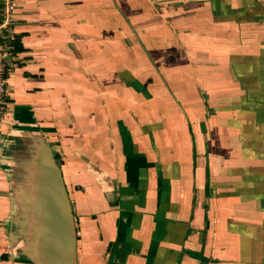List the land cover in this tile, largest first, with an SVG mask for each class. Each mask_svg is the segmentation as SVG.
<instances>
[{"label": "crops", "instance_id": "0c3cea01", "mask_svg": "<svg viewBox=\"0 0 264 264\" xmlns=\"http://www.w3.org/2000/svg\"><path fill=\"white\" fill-rule=\"evenodd\" d=\"M0 123V264L53 148L78 264H264V0H17Z\"/></svg>", "mask_w": 264, "mask_h": 264}, {"label": "water", "instance_id": "95a60500", "mask_svg": "<svg viewBox=\"0 0 264 264\" xmlns=\"http://www.w3.org/2000/svg\"><path fill=\"white\" fill-rule=\"evenodd\" d=\"M27 151L28 181L15 192L29 199L14 220L10 238H26L23 254L35 264H78L73 207L53 148L37 138Z\"/></svg>", "mask_w": 264, "mask_h": 264}, {"label": "built area", "instance_id": "2783aa9c", "mask_svg": "<svg viewBox=\"0 0 264 264\" xmlns=\"http://www.w3.org/2000/svg\"><path fill=\"white\" fill-rule=\"evenodd\" d=\"M17 0H0V123L5 117L7 96L6 77L7 56H15L14 43L17 35L13 25L16 22Z\"/></svg>", "mask_w": 264, "mask_h": 264}, {"label": "trees", "instance_id": "16d2710c", "mask_svg": "<svg viewBox=\"0 0 264 264\" xmlns=\"http://www.w3.org/2000/svg\"><path fill=\"white\" fill-rule=\"evenodd\" d=\"M14 48H15V52H20L22 50V46L20 45V43L18 42V40L15 41ZM4 76L7 77V72L5 73Z\"/></svg>", "mask_w": 264, "mask_h": 264}]
</instances>
